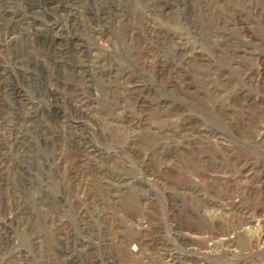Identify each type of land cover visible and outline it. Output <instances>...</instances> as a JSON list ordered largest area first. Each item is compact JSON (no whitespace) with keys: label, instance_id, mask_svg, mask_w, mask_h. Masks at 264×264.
I'll list each match as a JSON object with an SVG mask.
<instances>
[{"label":"rangeland","instance_id":"rangeland-1","mask_svg":"<svg viewBox=\"0 0 264 264\" xmlns=\"http://www.w3.org/2000/svg\"><path fill=\"white\" fill-rule=\"evenodd\" d=\"M0 264H264V0H0Z\"/></svg>","mask_w":264,"mask_h":264}]
</instances>
